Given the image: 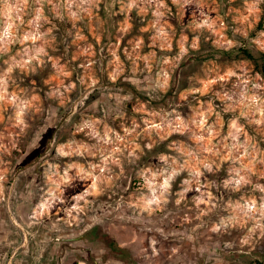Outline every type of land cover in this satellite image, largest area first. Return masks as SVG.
Listing matches in <instances>:
<instances>
[{
  "label": "rangeland",
  "instance_id": "1",
  "mask_svg": "<svg viewBox=\"0 0 264 264\" xmlns=\"http://www.w3.org/2000/svg\"><path fill=\"white\" fill-rule=\"evenodd\" d=\"M263 71L264 0H0V264H264Z\"/></svg>",
  "mask_w": 264,
  "mask_h": 264
},
{
  "label": "flooded vegetation",
  "instance_id": "2",
  "mask_svg": "<svg viewBox=\"0 0 264 264\" xmlns=\"http://www.w3.org/2000/svg\"><path fill=\"white\" fill-rule=\"evenodd\" d=\"M48 146H52L51 145H47ZM53 153V151H41V152H35V160L33 162V164L35 165V170L36 172H38V170H40L41 167H43L44 164H46V162L44 160H42L43 158L50 156Z\"/></svg>",
  "mask_w": 264,
  "mask_h": 264
},
{
  "label": "trees",
  "instance_id": "3",
  "mask_svg": "<svg viewBox=\"0 0 264 264\" xmlns=\"http://www.w3.org/2000/svg\"><path fill=\"white\" fill-rule=\"evenodd\" d=\"M264 72V71H263Z\"/></svg>",
  "mask_w": 264,
  "mask_h": 264
}]
</instances>
